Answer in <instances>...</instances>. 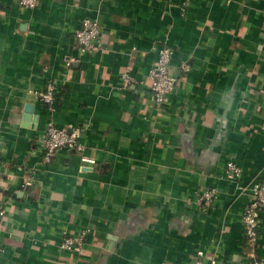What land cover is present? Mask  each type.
Returning a JSON list of instances; mask_svg holds the SVG:
<instances>
[{
	"label": "crops",
	"instance_id": "1",
	"mask_svg": "<svg viewBox=\"0 0 264 264\" xmlns=\"http://www.w3.org/2000/svg\"><path fill=\"white\" fill-rule=\"evenodd\" d=\"M19 1L0 0V264H186L198 250L239 264L242 214L264 176V0ZM88 16L103 39L79 57ZM165 41L177 82L156 108L149 70ZM52 81L53 118L84 128L92 166L65 148L42 163L49 114L36 92ZM209 188L219 196L206 211ZM85 228L80 255L61 250L65 230Z\"/></svg>",
	"mask_w": 264,
	"mask_h": 264
},
{
	"label": "built area",
	"instance_id": "2",
	"mask_svg": "<svg viewBox=\"0 0 264 264\" xmlns=\"http://www.w3.org/2000/svg\"><path fill=\"white\" fill-rule=\"evenodd\" d=\"M39 0H20L22 8H35ZM104 26L97 18L85 17L79 28L75 32L76 50L78 56L87 54L101 48ZM174 49L166 41L162 42L158 49L156 64L149 70V76L152 79L151 97L156 108H163L169 101V95L174 90L177 78L171 72V61ZM78 58V57H77ZM75 58L66 59V65L71 66ZM183 68L188 71L190 64L186 63ZM124 78L128 80L125 75ZM56 82H50L46 88L36 92V96L42 102L49 114L44 129L38 135V143L42 153V163L50 164L58 151L65 148L72 152H78L81 157V163L94 165L96 159L84 154L87 145L83 140L84 128L75 125L70 127H60L53 118L57 109ZM242 169L234 162L227 164L226 173L229 177L240 178ZM33 175L26 181V185H32ZM250 199L244 208L242 214L243 232L245 244L248 247L244 259L239 264H264V254L259 252V231L262 222V211L264 209V176L258 178L252 183ZM219 196L217 188L204 190L198 193V203L208 211L211 209ZM6 213L5 203L0 201V218ZM90 232L89 228L81 229L78 232L65 230L62 234L60 248L71 254L80 255L86 245V240ZM186 264H227L224 260L216 256H209L204 250H198Z\"/></svg>",
	"mask_w": 264,
	"mask_h": 264
},
{
	"label": "water",
	"instance_id": "3",
	"mask_svg": "<svg viewBox=\"0 0 264 264\" xmlns=\"http://www.w3.org/2000/svg\"><path fill=\"white\" fill-rule=\"evenodd\" d=\"M31 108H32V106L31 105H28L26 111L30 113L31 112ZM29 113L26 115V118L27 119H29V117H30V114Z\"/></svg>",
	"mask_w": 264,
	"mask_h": 264
},
{
	"label": "trees",
	"instance_id": "4",
	"mask_svg": "<svg viewBox=\"0 0 264 264\" xmlns=\"http://www.w3.org/2000/svg\"><path fill=\"white\" fill-rule=\"evenodd\" d=\"M89 17V16H88ZM91 17V16H90ZM91 18H94V17H91ZM169 44V43H168ZM47 114H49V112L47 113ZM50 117V114L48 115V118ZM48 118H47V120H48ZM46 120V121H47ZM58 125V124H57ZM60 126V125H59ZM60 127H63V126H60Z\"/></svg>",
	"mask_w": 264,
	"mask_h": 264
}]
</instances>
